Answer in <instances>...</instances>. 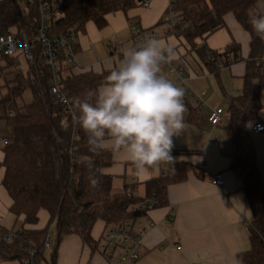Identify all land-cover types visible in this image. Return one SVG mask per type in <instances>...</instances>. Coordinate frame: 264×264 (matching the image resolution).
Wrapping results in <instances>:
<instances>
[{"label": "trees", "instance_id": "16d2710c", "mask_svg": "<svg viewBox=\"0 0 264 264\" xmlns=\"http://www.w3.org/2000/svg\"><path fill=\"white\" fill-rule=\"evenodd\" d=\"M142 2L68 0L56 9L61 17L51 20L47 37L60 38L73 33L76 43L71 50L75 59L79 51L78 36L84 33L88 23L102 30L107 26V15L116 12L126 15ZM174 5L180 21L175 37L189 46L209 72L216 75L219 63L225 67L244 63L241 95L227 98L228 122L223 128L232 146L229 169L240 180L252 215L247 224L250 249L236 254L235 260L238 264H264V183L251 131L247 129V120L263 108L259 95L251 91V83L262 84L264 74V39L252 33L247 13L254 7H264V0H175ZM229 13L249 35L246 59L241 58L235 42L220 52L205 45L211 34L225 27L224 17ZM39 24L36 0H0V35L21 28L27 37H32ZM42 47L41 42L34 43L33 64H28L25 72L19 69L16 57H0V63L4 64L0 69H10L13 74L9 82L12 86L0 98V107L9 104L15 107L14 112L0 114L6 132V143L1 146L4 155L0 164L4 170L1 186L11 201L8 213L16 220L22 219L14 232L0 228V264H22L31 252H35L36 263L56 264L58 246L69 235L79 237L96 251L98 242L92 239L91 231L97 221L103 222L106 230L127 221L134 224L145 216L146 212L140 208L148 203L153 209L168 206V187L186 181L188 173L193 171L186 162L164 163L157 178L142 184L141 195L136 184L114 191L112 178L101 172L112 163L111 151H89L85 133L75 123L74 105L77 97L102 86L110 71L73 73L65 65V48L59 49V68L53 71L41 54ZM54 74L60 79L61 93L71 101V114L49 94V82ZM26 93L30 102L17 107L16 101H22ZM184 104L186 120L195 121L196 110L185 100ZM90 177H98L95 187L91 186ZM40 210L49 216L47 225L40 230L25 229V225L37 224ZM51 224L55 227V245L45 258L43 242ZM9 233L14 234L10 242L3 239Z\"/></svg>", "mask_w": 264, "mask_h": 264}, {"label": "crops", "instance_id": "0c3cea01", "mask_svg": "<svg viewBox=\"0 0 264 264\" xmlns=\"http://www.w3.org/2000/svg\"><path fill=\"white\" fill-rule=\"evenodd\" d=\"M168 2L169 0H143L142 7L148 8L149 5H153L152 10L141 11L139 8H133L128 10L126 15L119 12L107 15V26L104 28L110 26L107 36H101L104 29L98 30L92 23H88L87 31L85 27L84 33L78 36L79 51L75 55L77 67L73 68L72 72L110 71L121 54H114L108 47L107 38L115 35L119 40L125 41L124 47L129 46L127 34L133 24L154 30L162 43L174 46L177 59L172 62L186 65L188 77L186 85L191 95L200 99L201 105L195 107L190 93H184L183 99L188 102L191 109L196 110L197 117L195 121L186 120L185 110L186 129L173 137L170 153L172 159L164 163L186 162L192 166L193 171L188 173L186 181L168 187V206L152 209L134 223L133 232L143 234L142 255L134 264H237L235 255L250 249L247 224L251 222L252 215L241 190V182L229 169L232 146L223 128L228 122L225 114L227 98L241 95L244 63L217 68L216 75L209 72L204 62L181 38L166 37L165 31L160 27L162 20L160 15ZM224 24V28L205 40L206 47L211 51L220 52L225 46L235 42L239 46L241 58L246 59L249 35L231 13L225 15ZM100 41L106 42L104 44L106 59L97 61L89 67H81L76 57ZM197 43L199 44V41ZM161 74L166 76V71L162 68ZM251 91L259 95L263 108L255 117L247 120L248 130L253 122L264 124V74L262 84L258 81L251 83ZM217 108H223L224 114L220 124L211 126L208 123V116ZM251 137L264 183V132L251 133ZM104 150L111 151L112 163L101 172L112 178V186L116 192L121 191L124 186L136 184L141 195L142 184L157 178L160 175V166L164 164L161 163L137 175L123 153H114L111 149ZM3 157L0 146V164ZM203 170L210 175L222 174L223 185L221 187L212 185L210 175L203 176ZM3 172L0 166V228L14 232L20 227L22 219L16 220L8 213L11 201L1 186ZM48 218L47 212L40 210L37 224L25 225L24 228L40 230L47 225ZM52 225L54 224L50 226ZM105 231L104 223L97 221L91 231L92 239L98 242L96 251L83 244L79 237L66 236L58 246L56 264H110V258L103 255L99 248Z\"/></svg>", "mask_w": 264, "mask_h": 264}, {"label": "clouds", "instance_id": "9594fccd", "mask_svg": "<svg viewBox=\"0 0 264 264\" xmlns=\"http://www.w3.org/2000/svg\"><path fill=\"white\" fill-rule=\"evenodd\" d=\"M247 15L252 33L264 39V7ZM175 59L174 46L155 37L122 48L106 82L74 100L89 151L123 153L137 175L171 161L173 137L186 129V109L182 88L161 74V65ZM98 182L90 177L91 186Z\"/></svg>", "mask_w": 264, "mask_h": 264}, {"label": "built area", "instance_id": "2783aa9c", "mask_svg": "<svg viewBox=\"0 0 264 264\" xmlns=\"http://www.w3.org/2000/svg\"><path fill=\"white\" fill-rule=\"evenodd\" d=\"M22 1V0H19ZM38 4V12L40 24L36 35L27 37L24 30L21 28L14 29L5 35H0V57H16L17 53H21L26 59L27 63L32 65V50L35 42H41L43 47L41 54L45 58L46 62L52 67L53 71L59 68V49L65 48L67 52V60L65 65L68 68H76V61L72 53V47L76 43V36L73 33L67 34L65 37L60 38H48L47 32L49 30V24L51 20L61 17V12L56 9L64 5L68 0H36ZM175 0H169L166 12L162 17L160 27L165 31L166 37L175 36L179 31V17L175 11ZM128 40L130 41L129 46L140 45L147 38L155 37L158 38L157 34L152 29H145L139 25H133L128 30ZM125 41L119 40L115 35H110L107 38L108 47L114 51L115 55L121 54L123 44ZM218 68L225 67L222 64L217 65ZM161 68L166 71L168 79L172 80L175 84L180 86L183 93H190L187 87V73L186 65L184 63H165L161 65ZM49 94L53 101L61 103L67 111L71 114L72 107L71 101L67 99L60 91V79L54 74L49 82ZM191 95V93L189 94ZM194 101V106L199 107L201 105L200 99L197 96L191 95ZM224 114L223 108H217L212 110L208 116V123L211 126H216L221 123ZM252 134H261L264 132V124L262 122H253L250 127ZM5 140L0 141V146L5 145ZM203 176H209L210 174L206 171H202ZM210 182L212 185L221 187L224 183L222 174L210 175ZM146 213L153 209L151 203L141 207ZM133 223L130 221L125 222L121 226L113 227L106 230L102 237V245H100V251L103 255L110 258V264H134L136 263L141 255V241L143 234L133 232ZM4 240L10 242L14 239V234L9 233L3 237ZM52 247L50 243V237L46 234V238L43 242L44 250L48 251ZM34 253H30V257L23 260L22 264H41L36 263L34 259ZM117 253L119 254L117 256Z\"/></svg>", "mask_w": 264, "mask_h": 264}, {"label": "rangeland", "instance_id": "374dc122", "mask_svg": "<svg viewBox=\"0 0 264 264\" xmlns=\"http://www.w3.org/2000/svg\"><path fill=\"white\" fill-rule=\"evenodd\" d=\"M152 6L153 5H149L148 8H145V7H142V5L139 3L138 7H136V8H139L141 11H146V10H152ZM166 9H167V7L164 6L163 12L160 15L161 19L165 14ZM119 13H121V12H119ZM134 22L136 23V21H134ZM133 25H138V24H133ZM109 27L110 26L108 25V28L104 29L101 32V36H107L109 34V32H110ZM86 31H87V27H86ZM105 43H106L105 41L104 42L100 41L98 43H95L93 48H90L87 51L83 52L82 54L78 55L76 57L78 64L81 67H89V66L93 65L94 63H96L97 61H102V60L106 59L107 54H106V51L104 48ZM16 58L18 61L19 69H21L23 72H25L27 69V65H28L26 59L24 58V56L21 53H17ZM0 66L3 67L4 64L0 63ZM11 72H12V70H10V69H3V70L0 69V98L5 96L7 93L8 87L12 86V83H9L13 77V74ZM29 102H30V97L26 93L24 95V98L22 101H19V100L16 101V105H17V107H20L21 105H23L25 103H29ZM14 111H15V107L13 104H9L8 106H6L4 108L0 107L1 116L3 114L8 113V112H14ZM2 124H3V122L0 121V141H4L5 137H6V132H5L4 126H2ZM48 236L50 237V243L52 244V248H53V245H55V227H54V225L50 226V232L48 233ZM49 253H51L50 250L46 251L45 258H47V256L49 257ZM41 264H47V263L45 261H42Z\"/></svg>", "mask_w": 264, "mask_h": 264}]
</instances>
